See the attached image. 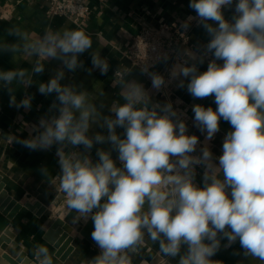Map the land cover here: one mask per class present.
Masks as SVG:
<instances>
[{"label":"clouds","instance_id":"clouds-1","mask_svg":"<svg viewBox=\"0 0 264 264\" xmlns=\"http://www.w3.org/2000/svg\"><path fill=\"white\" fill-rule=\"evenodd\" d=\"M188 7L194 15L176 22L186 34L201 28L206 41L179 61L165 53L157 63L116 68L111 87L120 100L111 103L103 81L94 80L91 90L62 83L78 70L109 73L110 61L90 34L61 26L37 36L11 25L0 35V55L14 65L0 69L9 106L31 111L27 89L34 84L53 97L38 122H26V138L8 139L29 151L55 148L57 198L76 213L73 224L93 225L99 253L87 264H133L146 246L155 248L151 264H223L213 257L237 243L238 264H264V0H189ZM51 61L59 64L54 74L35 83ZM173 86L193 100L211 98L215 108L193 103L189 117L183 101L170 98ZM19 89L25 91L17 101ZM221 121L230 130L216 155L211 142ZM38 171L49 176L47 166ZM32 255L29 264H54L43 244Z\"/></svg>","mask_w":264,"mask_h":264},{"label":"crops","instance_id":"crops-1","mask_svg":"<svg viewBox=\"0 0 264 264\" xmlns=\"http://www.w3.org/2000/svg\"><path fill=\"white\" fill-rule=\"evenodd\" d=\"M86 3L92 10L91 16L83 25L76 26L66 18L48 17L46 0H0V35H3L5 29L11 25L24 27L37 36L42 35L48 28L55 29L61 26L90 34L93 47L102 48L101 54L110 61L109 73L107 76H102L96 71L89 76L86 72L78 70L75 73H69L62 83L74 81L91 90L94 80L103 81L105 91L110 94L107 97L109 103L120 100L119 90L111 87L114 70L125 67L137 69L125 58L124 53L132 37L140 31L142 26L146 23L156 25L161 21L176 22L178 18L184 19L188 15H194L188 7L189 0H86ZM6 4L12 5L11 15L2 18ZM161 9L162 11H159ZM147 10H150L153 16H148ZM206 39L201 28L195 26L191 28V40L194 44L198 40L206 41ZM81 59L84 60L86 67L91 66V58L87 53ZM20 66L30 67L25 62H21ZM58 66L57 61L48 63L44 73L34 78L35 83L47 81ZM206 66V64L201 66V70H205ZM12 67L14 65L10 57L0 55V69ZM156 70L165 73V65L159 64ZM136 78L146 87H150V81L145 76L139 75L138 70ZM170 89V98L173 101L177 98L182 100L180 107L188 109L189 117L193 115L190 109L193 103L211 105L215 108L211 98L193 100L185 90L176 89L174 86ZM24 91V89L17 91V101L23 98ZM27 92L34 96L32 109L29 112L23 109L18 111L9 106L10 97L6 90L0 88V185L4 186L0 191V209L2 208L0 210V264H13L5 256L15 261L23 254L25 258L18 264H29V261L34 260L32 252L37 244H43L49 248L54 254V264H87L88 259L99 253V249L91 239L93 225H90V220L87 224L83 222L73 224L72 218L76 213L69 214L63 201L57 198L56 177L59 169L55 148L51 151H29L19 144L10 143L8 139L12 135L26 138L28 135L25 129L26 122L28 124L38 122L39 117L47 112L52 103L53 97L39 94L35 84L28 88ZM154 98L164 99L162 95ZM189 123L191 124V120ZM228 130L230 125L221 121V131L211 142L212 151L216 155L220 154L223 136ZM191 131L199 135L195 128ZM41 166L49 168L48 177H42L39 174L38 170ZM197 179L199 180V176ZM54 181L56 183H53ZM8 196L13 199L7 201ZM58 219H61L63 223L55 228L53 225ZM42 225L47 231H41ZM64 234L73 238L66 248L63 246L68 239L64 240ZM58 243L59 246H57ZM70 246H73L74 250L66 260H62ZM234 249H239L238 243L233 248L222 249L213 259L223 261V264H238L242 257L232 255ZM155 254V248L146 246L138 255L133 256V264H142V260H149L151 264V257ZM252 264H258V262L253 261Z\"/></svg>","mask_w":264,"mask_h":264},{"label":"built area","instance_id":"built-area-1","mask_svg":"<svg viewBox=\"0 0 264 264\" xmlns=\"http://www.w3.org/2000/svg\"><path fill=\"white\" fill-rule=\"evenodd\" d=\"M46 15L50 18H66L76 26L83 25L91 16L92 10L86 0H46ZM3 8L2 18L11 15L10 7ZM148 16H153L150 10ZM191 30L186 34L176 22L161 21L156 25L144 24L134 35L128 45L125 58L138 68L143 65L157 63L165 53L172 61L186 58L185 52L193 47ZM158 66V65H157ZM156 66V68H157ZM171 94V89H169Z\"/></svg>","mask_w":264,"mask_h":264},{"label":"water","instance_id":"water-1","mask_svg":"<svg viewBox=\"0 0 264 264\" xmlns=\"http://www.w3.org/2000/svg\"><path fill=\"white\" fill-rule=\"evenodd\" d=\"M3 188H4L3 184L0 185V191H1V189H3ZM4 195H5V193H4ZM8 197H9V198H8L7 201L13 199V198H11L10 196H8ZM0 210H2V208H1ZM62 223H63V221H62L61 219H58V220L55 221V223H54L53 226H54L55 228H57V227H59ZM91 224H92V222H90V225H91ZM63 233H65V232H63ZM63 238H64V240H65V239H68V241H67V242L65 243V245L63 246L64 248H66L68 242H69L70 240L73 241V238H72L71 236L67 235V234H64ZM57 246H59V243L57 244ZM64 248H63V249H64ZM73 250H74V247H73V246H70V248H68V250H67L65 256H63L62 260H66V259L69 257V255L71 254V252H72ZM5 257H7L8 259H10V261H11L13 264H18L19 262L23 261V259L25 258L24 254L21 255L20 257H18V259L15 260V261L12 260L11 258H9L8 256H5Z\"/></svg>","mask_w":264,"mask_h":264}]
</instances>
